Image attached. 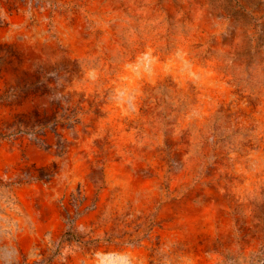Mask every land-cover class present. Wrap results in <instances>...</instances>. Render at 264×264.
<instances>
[{"label":"rangeland","instance_id":"1","mask_svg":"<svg viewBox=\"0 0 264 264\" xmlns=\"http://www.w3.org/2000/svg\"><path fill=\"white\" fill-rule=\"evenodd\" d=\"M5 182L21 264H264V0H0Z\"/></svg>","mask_w":264,"mask_h":264},{"label":"clouds","instance_id":"2","mask_svg":"<svg viewBox=\"0 0 264 264\" xmlns=\"http://www.w3.org/2000/svg\"><path fill=\"white\" fill-rule=\"evenodd\" d=\"M152 59L154 57L145 51L137 57L135 63H139L141 60L150 62ZM127 67L128 65H125V68ZM92 71L95 70L92 69ZM108 99L112 103L123 104L126 108L135 104L134 96H129L126 99L121 91H113ZM18 207L10 185L7 182L0 183V264H21L20 251L15 243L17 236L22 231ZM75 231L81 235L85 234L83 226H77ZM46 241L49 254L54 257L58 264H66L69 256H75L80 251L76 242L72 244L62 242L59 238L54 239L51 233L47 234ZM137 247H139L138 244L128 243L116 252L98 250L93 253L92 264H142L140 257L135 255ZM172 248L170 243L161 246L156 253L157 264H173ZM39 255V249H33L27 253L25 259H32ZM183 264L186 262L183 261Z\"/></svg>","mask_w":264,"mask_h":264}]
</instances>
